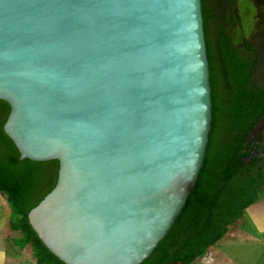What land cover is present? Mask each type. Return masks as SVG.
<instances>
[{"label":"water","instance_id":"obj_1","mask_svg":"<svg viewBox=\"0 0 264 264\" xmlns=\"http://www.w3.org/2000/svg\"><path fill=\"white\" fill-rule=\"evenodd\" d=\"M210 78L202 0H0L4 131L21 160L59 162L28 215L52 254L152 255L204 167Z\"/></svg>","mask_w":264,"mask_h":264},{"label":"trees","instance_id":"obj_2","mask_svg":"<svg viewBox=\"0 0 264 264\" xmlns=\"http://www.w3.org/2000/svg\"><path fill=\"white\" fill-rule=\"evenodd\" d=\"M203 2L205 37L210 67L213 122L204 167L193 194L168 236L142 264H193L229 233L246 210L259 201L264 186V172L250 171L241 159L233 132L246 129L242 124L227 125L218 116L215 86L214 45ZM264 11V0H254ZM218 36L222 42L227 32ZM10 106L0 100V193L8 197L11 207V228L23 234L18 246H30L37 264H65L43 244L29 223L28 215L56 186L59 162L21 160L13 141L4 131Z\"/></svg>","mask_w":264,"mask_h":264},{"label":"flooded vegetation","instance_id":"obj_3","mask_svg":"<svg viewBox=\"0 0 264 264\" xmlns=\"http://www.w3.org/2000/svg\"><path fill=\"white\" fill-rule=\"evenodd\" d=\"M240 1L205 0L208 29L216 36L213 93L221 122L246 127L242 132H233L230 139L241 149L243 163L250 171L264 172V11L257 8L254 0H248L255 8V27L237 43L233 30L243 25ZM222 31L227 32L223 42L218 36Z\"/></svg>","mask_w":264,"mask_h":264},{"label":"crops","instance_id":"obj_4","mask_svg":"<svg viewBox=\"0 0 264 264\" xmlns=\"http://www.w3.org/2000/svg\"><path fill=\"white\" fill-rule=\"evenodd\" d=\"M11 214L7 199L0 193V264H37L30 246H18L23 234L12 230ZM193 264H264V186L259 201Z\"/></svg>","mask_w":264,"mask_h":264},{"label":"rangeland","instance_id":"obj_5","mask_svg":"<svg viewBox=\"0 0 264 264\" xmlns=\"http://www.w3.org/2000/svg\"><path fill=\"white\" fill-rule=\"evenodd\" d=\"M238 9L240 11V16L243 20V25L242 28L236 26L233 30V36L237 43L243 39L244 34L248 35L252 30H254L255 27V8L252 3L248 0H241L238 4ZM213 36V31H211V37ZM255 40L259 41L258 38H256ZM246 218H248L247 214Z\"/></svg>","mask_w":264,"mask_h":264}]
</instances>
